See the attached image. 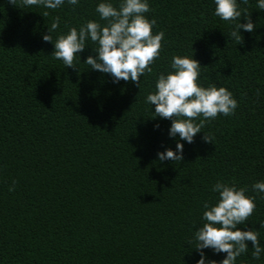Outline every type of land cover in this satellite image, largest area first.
Masks as SVG:
<instances>
[{
    "label": "trees",
    "instance_id": "16d2710c",
    "mask_svg": "<svg viewBox=\"0 0 264 264\" xmlns=\"http://www.w3.org/2000/svg\"><path fill=\"white\" fill-rule=\"evenodd\" d=\"M101 2L119 7L121 0L75 6L65 0L54 10L0 0V264H197L194 232L203 224V203L219 198L212 191L218 181L255 197L254 213L237 227L258 231L264 248V193L252 190L264 181L258 0H237L255 24L251 33L239 30L242 44L229 33L247 22L244 14L223 21L215 0H148L153 34L163 31L165 38L140 87L114 83L111 74L84 63L96 55L90 40L74 59L76 68L52 56L53 43L71 27L107 24L95 10ZM56 17L53 43L45 42ZM176 55H193L201 64L198 83L227 88L239 105L232 116L206 121L191 144L170 137L172 121L153 118L155 105L145 103L158 76L174 71ZM178 141L183 161H159L157 154L176 151ZM248 247L236 264H264V252L253 259L251 242ZM203 251L206 264L227 255Z\"/></svg>",
    "mask_w": 264,
    "mask_h": 264
},
{
    "label": "clouds",
    "instance_id": "9594fccd",
    "mask_svg": "<svg viewBox=\"0 0 264 264\" xmlns=\"http://www.w3.org/2000/svg\"><path fill=\"white\" fill-rule=\"evenodd\" d=\"M65 0H20V7L43 6L45 9H56ZM70 5H78L79 0H67ZM244 4L248 0H242ZM17 6V0H8ZM215 15L223 21L240 20L242 14L246 23H237L229 36L237 43H243L240 29L253 32L255 24L246 9H241L237 0H215ZM257 7L264 10V0H258ZM100 19L107 21L102 25L98 21L89 20L79 30L71 27L67 34H61L53 43L50 33L58 29L60 18L56 17L48 28L49 34L43 35L45 42L54 44L52 56L62 60L66 67L76 68L74 59L85 50L86 42L91 41L97 47L96 55H89L84 61L91 69L111 74L114 83L131 81L140 87V78L145 73H152L150 67L160 55L165 38L163 31L153 34L156 19L149 20L145 13L151 11L148 0H121L119 7L111 2H101L96 7ZM48 11L43 12L47 17ZM193 57V55H192ZM192 57L173 56L171 68L167 74L161 73L155 82V91L149 93L145 103L155 105L153 118L170 119L172 121L169 135L191 144L194 137L202 131L205 122L214 120L218 114L232 116L239 106L233 93L225 87L207 88L198 83L201 64ZM259 95V91L257 92ZM202 117V118H201ZM199 120V123H197ZM158 128L159 125H156ZM203 140L213 144L214 137L205 133ZM184 145L176 143V151L166 149L159 152L158 159L183 161ZM15 181L9 191L15 190ZM252 190L264 193V181L255 182ZM212 191L218 193L215 205L207 201L203 203V224L194 232L195 249L200 254L197 264H206L204 249H212L215 253H226V258L219 264H236L237 258L248 251V242L252 244V257L259 259L264 248L259 241V233L253 229L241 230L238 225L245 224L256 208L255 197L246 195V187L237 188L235 184L218 181ZM264 227V225H261ZM191 243V241H190ZM207 264H217L208 260Z\"/></svg>",
    "mask_w": 264,
    "mask_h": 264
}]
</instances>
